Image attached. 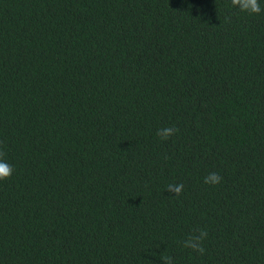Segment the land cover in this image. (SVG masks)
Returning a JSON list of instances; mask_svg holds the SVG:
<instances>
[{
	"label": "trees",
	"instance_id": "1",
	"mask_svg": "<svg viewBox=\"0 0 264 264\" xmlns=\"http://www.w3.org/2000/svg\"><path fill=\"white\" fill-rule=\"evenodd\" d=\"M0 147V264H264V13L0 0Z\"/></svg>",
	"mask_w": 264,
	"mask_h": 264
},
{
	"label": "clouds",
	"instance_id": "2",
	"mask_svg": "<svg viewBox=\"0 0 264 264\" xmlns=\"http://www.w3.org/2000/svg\"><path fill=\"white\" fill-rule=\"evenodd\" d=\"M233 8H238L241 12H247L251 15H259L264 13V8L261 7L260 0H231ZM179 132V128L175 126L161 127L156 131L157 137L162 141H167L175 136ZM15 172V167L7 159V152L3 147H0V181L9 180ZM223 177L215 171L209 172L204 177V183L208 185H218L221 183ZM170 193H174L179 196L183 190L184 185L182 183L169 184L166 189ZM208 232L205 229H197L189 235L184 241H182L184 248L192 249L195 252L203 255L206 251L204 247V240L207 238ZM163 264H174L172 256L160 257Z\"/></svg>",
	"mask_w": 264,
	"mask_h": 264
}]
</instances>
